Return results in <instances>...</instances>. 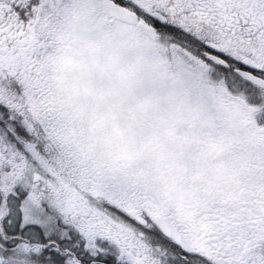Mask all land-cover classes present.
I'll return each instance as SVG.
<instances>
[{"label":"snow or ice","instance_id":"snow-or-ice-1","mask_svg":"<svg viewBox=\"0 0 264 264\" xmlns=\"http://www.w3.org/2000/svg\"><path fill=\"white\" fill-rule=\"evenodd\" d=\"M0 264H264V0H0Z\"/></svg>","mask_w":264,"mask_h":264}]
</instances>
